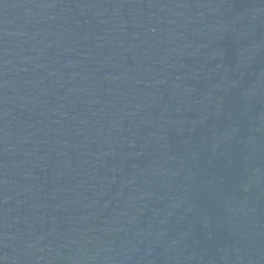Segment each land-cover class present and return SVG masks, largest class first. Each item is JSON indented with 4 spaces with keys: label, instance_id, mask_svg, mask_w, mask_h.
<instances>
[{
    "label": "water",
    "instance_id": "obj_1",
    "mask_svg": "<svg viewBox=\"0 0 264 264\" xmlns=\"http://www.w3.org/2000/svg\"><path fill=\"white\" fill-rule=\"evenodd\" d=\"M0 88L86 264H264V0H0Z\"/></svg>",
    "mask_w": 264,
    "mask_h": 264
}]
</instances>
